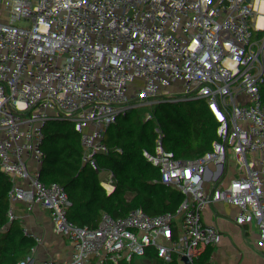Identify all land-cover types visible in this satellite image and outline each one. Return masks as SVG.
Listing matches in <instances>:
<instances>
[{
  "label": "built area",
  "instance_id": "built-area-1",
  "mask_svg": "<svg viewBox=\"0 0 264 264\" xmlns=\"http://www.w3.org/2000/svg\"><path fill=\"white\" fill-rule=\"evenodd\" d=\"M40 2L46 27L21 75L11 67L20 32L0 21V264L10 252L67 264L127 232L167 234L177 264H241L222 219L240 184L228 171L243 114L235 122L231 111L250 102L244 69L224 61L220 44L256 62L264 0H229L227 9L181 0L130 41L90 51L112 72L86 122L56 90L60 52L81 48L82 36H56L52 0ZM97 211L104 218L92 223ZM139 213L142 228H127L122 220Z\"/></svg>",
  "mask_w": 264,
  "mask_h": 264
},
{
  "label": "trees",
  "instance_id": "trees-1",
  "mask_svg": "<svg viewBox=\"0 0 264 264\" xmlns=\"http://www.w3.org/2000/svg\"><path fill=\"white\" fill-rule=\"evenodd\" d=\"M181 0H52L48 25L64 39L72 32L82 36V47L65 46L58 58L56 90L73 105L74 118L86 122L95 114L101 99V85L108 72L95 63L90 51L106 43L130 41L152 25ZM0 21L13 34L20 32V48L14 52L12 70L21 75L40 45L46 27L40 0H0ZM88 33V36L85 34ZM227 64L244 69L241 82L255 88L247 103L234 107L233 118L242 116L228 175L238 177L235 202L222 219L226 236L241 248V264H264V39L256 62L234 48L221 49ZM111 244L113 250L106 252ZM179 255L167 234L125 233L89 243L67 264H177ZM4 264H37L33 255L10 252Z\"/></svg>",
  "mask_w": 264,
  "mask_h": 264
},
{
  "label": "water",
  "instance_id": "water-1",
  "mask_svg": "<svg viewBox=\"0 0 264 264\" xmlns=\"http://www.w3.org/2000/svg\"><path fill=\"white\" fill-rule=\"evenodd\" d=\"M48 14H49V20H50V19H51V14H52V13H51V9H48ZM220 46L223 47V48H225L226 50L229 49L227 43H225V42H221ZM111 72H112V68H109V69H108V72H107V74H106V76H105L104 79H103L102 85H101L102 91H103V89H104V87H105V85H106V82H107V80H108V78H109ZM240 89H241V92H242L244 98H245L248 102L251 103V101H252V99H253V97H254V95H255V88H254V87L250 88L246 83H241V85H240ZM102 91H101V92H102ZM250 103H249V105H250ZM249 105H248V106H249ZM248 106L246 107V109L248 108ZM16 112L24 113L25 111H24V110H16ZM42 114H43L44 116H48V117H52V118H57L56 115H54V114L51 113V112H42ZM238 120H239V119H238L237 117L234 118V121H235V122H238ZM208 131L211 132V127L208 128Z\"/></svg>",
  "mask_w": 264,
  "mask_h": 264
},
{
  "label": "rangeland",
  "instance_id": "rangeland-1",
  "mask_svg": "<svg viewBox=\"0 0 264 264\" xmlns=\"http://www.w3.org/2000/svg\"><path fill=\"white\" fill-rule=\"evenodd\" d=\"M224 141V138H223ZM104 218V214L101 211H97L91 219V222H96L98 223V221L102 220ZM124 222V225L127 228H133V227H137V228H142L143 226V219H142V214L139 213L137 215H133L132 218L127 219V220H122Z\"/></svg>",
  "mask_w": 264,
  "mask_h": 264
},
{
  "label": "crops",
  "instance_id": "crops-1",
  "mask_svg": "<svg viewBox=\"0 0 264 264\" xmlns=\"http://www.w3.org/2000/svg\"><path fill=\"white\" fill-rule=\"evenodd\" d=\"M209 3L218 9H227L229 6V0H208Z\"/></svg>",
  "mask_w": 264,
  "mask_h": 264
},
{
  "label": "bare ground",
  "instance_id": "bare-ground-1",
  "mask_svg": "<svg viewBox=\"0 0 264 264\" xmlns=\"http://www.w3.org/2000/svg\"><path fill=\"white\" fill-rule=\"evenodd\" d=\"M222 151H223V149H221V154H220V156H222Z\"/></svg>",
  "mask_w": 264,
  "mask_h": 264
}]
</instances>
